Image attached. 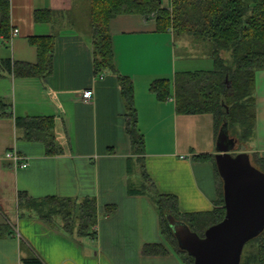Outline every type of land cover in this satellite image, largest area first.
Here are the masks:
<instances>
[{
  "label": "crops",
  "instance_id": "crops-1",
  "mask_svg": "<svg viewBox=\"0 0 264 264\" xmlns=\"http://www.w3.org/2000/svg\"><path fill=\"white\" fill-rule=\"evenodd\" d=\"M8 1L11 31L18 34L11 42L0 37V61L35 64L37 49L29 38L55 39L45 78L0 69V100L10 105V117L0 116V264H21L28 250L44 264H183L163 239L153 192L141 191L142 173L155 191L175 196L181 212L210 211L217 199L215 166L194 157L215 156L217 138L210 114L178 115L174 100H157L150 86L167 79L173 90L175 73L211 70L210 43L158 32L153 16H118L110 22L116 71L95 76L90 24L79 10L83 0ZM39 10L52 12L51 20L35 21ZM118 75L133 84L142 156L133 154L125 131ZM87 89L93 90L92 104L81 100ZM254 98L253 137L236 152L245 151L250 160L254 154L264 157V70L255 73ZM40 117L54 121L56 155H46L41 141L23 139L16 126V118ZM9 150L25 157L28 166L11 168L4 159ZM21 191L77 203L94 198L95 235H69L59 220L49 225L35 212L20 210ZM107 206L113 207L110 213ZM152 245L163 252L144 253Z\"/></svg>",
  "mask_w": 264,
  "mask_h": 264
},
{
  "label": "trees",
  "instance_id": "trees-1",
  "mask_svg": "<svg viewBox=\"0 0 264 264\" xmlns=\"http://www.w3.org/2000/svg\"><path fill=\"white\" fill-rule=\"evenodd\" d=\"M87 1L95 76L105 71H116L110 33L111 20L124 15L153 16L158 32L171 30L177 35L184 34L208 41L213 62V68L208 71L175 73L173 90L167 79L154 81L150 90L157 100L165 102L172 98L178 115L210 114L216 138L224 129L228 138L235 143L233 155L251 140L255 126V73L264 70V0H168L165 6L162 0ZM52 16L49 10H39L35 12L34 20L45 22L51 20ZM10 31L9 1L0 0V37L8 42ZM54 39V36L29 38L37 49V62H12L7 58L0 61V69L22 77L45 78L52 67ZM225 51L231 54V65L222 56ZM117 79L126 107L125 131L131 150L133 154L142 156L145 141L137 127L133 84L122 75H118ZM9 110L10 105L0 100V116L10 117L7 113ZM15 122L22 130L23 139L43 142L48 156L59 153L51 117L16 118ZM194 159L207 160L215 166L217 199L215 207L210 211L181 212L178 199L155 191L152 180L144 170L142 173L141 191L153 192L151 197L159 214L163 239L183 264H194V259L179 248L167 217H172L191 232L203 237L207 228L219 223L225 216L222 180L216 169L215 156L198 155ZM251 164L264 173V157L252 155ZM17 205L20 210L35 212L38 219L46 224L53 225L59 220L62 229L69 235H95L97 205L94 198L85 197L77 203L70 198L54 196L36 199L21 191L18 193ZM112 209L107 206L105 210L110 213ZM252 240L256 242L255 262L264 264V229ZM156 252H163L160 245L146 246L144 249V253ZM21 264L44 263L28 250V254L21 258Z\"/></svg>",
  "mask_w": 264,
  "mask_h": 264
},
{
  "label": "water",
  "instance_id": "water-1",
  "mask_svg": "<svg viewBox=\"0 0 264 264\" xmlns=\"http://www.w3.org/2000/svg\"><path fill=\"white\" fill-rule=\"evenodd\" d=\"M235 143L223 129L217 137L215 165L222 180L225 216L203 237L168 216L178 246L194 264H240L244 245L264 229V173L245 152L233 155Z\"/></svg>",
  "mask_w": 264,
  "mask_h": 264
},
{
  "label": "rangeland",
  "instance_id": "rangeland-1",
  "mask_svg": "<svg viewBox=\"0 0 264 264\" xmlns=\"http://www.w3.org/2000/svg\"><path fill=\"white\" fill-rule=\"evenodd\" d=\"M167 2L168 0H162V5L164 6L167 5ZM79 10H80L82 19L84 21H88L89 20V2L87 0H83L81 6L79 7ZM90 40H91V37H90ZM222 56L229 65L232 64V58H231V54L229 51L223 52ZM192 67H195V66H192ZM255 254H256V242L253 240H250L243 247L241 264H256L255 259H254Z\"/></svg>",
  "mask_w": 264,
  "mask_h": 264
},
{
  "label": "built area",
  "instance_id": "built-area-1",
  "mask_svg": "<svg viewBox=\"0 0 264 264\" xmlns=\"http://www.w3.org/2000/svg\"><path fill=\"white\" fill-rule=\"evenodd\" d=\"M18 34L17 29H13L10 34V38L8 42H11L12 39ZM102 77H100L101 79ZM93 90L87 89L84 90L81 93V100L85 104H92L93 102ZM4 159L9 162L11 168L17 170V169H23L28 166L27 159L20 154H18L15 150H9L5 152Z\"/></svg>",
  "mask_w": 264,
  "mask_h": 264
}]
</instances>
